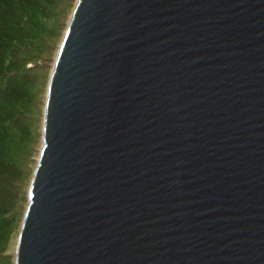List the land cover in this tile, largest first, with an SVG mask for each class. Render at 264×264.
I'll list each match as a JSON object with an SVG mask.
<instances>
[{"label": "water", "instance_id": "95a60500", "mask_svg": "<svg viewBox=\"0 0 264 264\" xmlns=\"http://www.w3.org/2000/svg\"><path fill=\"white\" fill-rule=\"evenodd\" d=\"M15 264H264V0H77Z\"/></svg>", "mask_w": 264, "mask_h": 264}, {"label": "trees", "instance_id": "16d2710c", "mask_svg": "<svg viewBox=\"0 0 264 264\" xmlns=\"http://www.w3.org/2000/svg\"><path fill=\"white\" fill-rule=\"evenodd\" d=\"M61 1L0 0V264H15V248L9 254V244L18 211L21 204L26 203L21 213L22 225L42 146L47 88L40 148L29 178L25 155L34 136L32 115L37 106L41 70L45 68L43 59L51 48L50 40L56 34V17L63 4ZM76 2L74 0L73 8ZM69 20L70 17L61 32L62 39ZM60 44L49 65L47 87Z\"/></svg>", "mask_w": 264, "mask_h": 264}, {"label": "rangeland", "instance_id": "374dc122", "mask_svg": "<svg viewBox=\"0 0 264 264\" xmlns=\"http://www.w3.org/2000/svg\"><path fill=\"white\" fill-rule=\"evenodd\" d=\"M63 4L60 5L59 11L57 13L56 17V34L55 37H53L50 40V45L51 48L45 53L44 59H43V64L45 66L44 70H41L43 74L41 75L40 81H39V93H38V98H37V106L35 107V110L33 112V118L34 121L32 122L33 126V141L29 144V147L27 149V155H25V161H26V166H27V176L30 178V171L31 167L35 165L36 161L35 158H37V153L40 148V132H41V127H42V111L44 107V99H45V93H46V82L49 76V65L52 63V58L56 54V49L57 46L62 42L61 38V32L63 30V27L65 23L68 21V18H71L72 12H73V4L74 0H62L61 1ZM70 21V20H69ZM27 179V181L29 180ZM26 190V188L24 189ZM26 203H22L20 210L18 211L17 214V220L14 223V226L12 228V235L10 239V244H9V254H12L14 248H16L17 245V239H18V234L21 226V217H22V209Z\"/></svg>", "mask_w": 264, "mask_h": 264}]
</instances>
